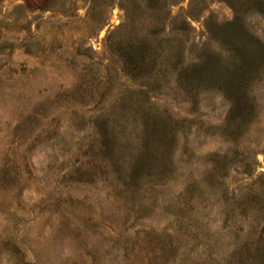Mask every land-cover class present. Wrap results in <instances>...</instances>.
<instances>
[{"label":"rangeland","instance_id":"1","mask_svg":"<svg viewBox=\"0 0 264 264\" xmlns=\"http://www.w3.org/2000/svg\"><path fill=\"white\" fill-rule=\"evenodd\" d=\"M0 264H264V0H0Z\"/></svg>","mask_w":264,"mask_h":264}]
</instances>
